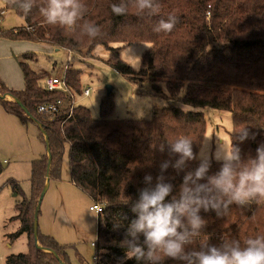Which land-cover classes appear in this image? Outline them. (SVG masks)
Wrapping results in <instances>:
<instances>
[{"label": "trees", "instance_id": "obj_1", "mask_svg": "<svg viewBox=\"0 0 264 264\" xmlns=\"http://www.w3.org/2000/svg\"><path fill=\"white\" fill-rule=\"evenodd\" d=\"M155 2L160 7L152 14L151 10L138 13L136 0H80L84 7L76 23L64 26L47 24V0H14V4L7 0L6 9L16 12L24 24L10 31L0 29V37L46 44L77 55H90L103 45L111 53L109 63L117 72L134 83L147 81L156 99L172 105L155 106L147 119L118 122L111 118L114 105L108 95L101 102L100 119H93L89 109L80 105L75 106L69 118V111L54 116L44 114L39 111L40 106L67 100L69 96L47 90L41 83L44 74L29 66L33 54L23 55L20 67L25 88L12 90L0 79V94L11 93L15 100L12 103L0 96V106L25 124H37L46 153L33 162L31 198L16 204L17 215L13 218L20 222V228L10 237L17 239L27 234L29 251L8 256L6 264H71L64 246L40 230L37 239L34 235L38 200L48 179L60 177L67 145L72 183L104 208L97 222L95 264H148L146 259H126L128 249L122 244L125 230L135 218L132 202L137 199L138 190L146 186L145 175L150 174L155 184L161 164L170 161L163 173L164 182L174 185L173 195L178 197L183 176L201 163L198 159L186 161L178 172L171 167L178 157L170 155L167 146L161 152L160 145L187 136L193 141L194 153H198L206 132L202 111L205 108L232 114L231 142L240 149L242 162L254 158L257 147L264 144V0ZM29 3L32 10L25 12L23 6ZM112 4L125 7L126 14L114 15ZM6 9L0 10V19ZM169 15L177 18L172 31H153L157 22ZM88 23L101 29L100 36L93 39L87 35L84 26ZM141 43H149L150 48L143 56L141 69L135 71L120 59V48L114 45ZM68 71L65 78L75 97V91L81 92L80 73L72 68ZM16 100L28 109V115ZM243 128L254 138L241 142L238 133ZM47 142L52 158L50 169ZM219 168V162L211 161L208 174ZM3 171L0 162V176ZM11 184L18 192L19 184ZM256 205L253 213L230 205L220 217L213 211L201 210L206 226L186 250L199 249L205 243L220 246L230 240H239L243 246L248 238L264 235V202ZM140 239L142 242L143 237ZM162 264L187 262L162 258Z\"/></svg>", "mask_w": 264, "mask_h": 264}, {"label": "rangeland", "instance_id": "obj_2", "mask_svg": "<svg viewBox=\"0 0 264 264\" xmlns=\"http://www.w3.org/2000/svg\"><path fill=\"white\" fill-rule=\"evenodd\" d=\"M6 4L7 0H0V10L6 9ZM0 24L2 30L10 31L21 27L24 21L16 12L6 9ZM114 46L120 48V59L135 71L141 69L143 56L150 48L149 43ZM28 53L33 54V59L28 61L30 68L44 74L42 84L47 77L64 76L66 66L69 67L68 70L72 68L80 73L79 89L82 93L75 91L76 105L89 109L93 119L101 118L100 106L108 96V86L112 87L110 98L114 105L111 118L118 122L147 119L155 106L172 105L156 99L150 93L148 82L146 88H143L145 81L134 83L117 72L109 63L111 53L103 45L97 46L90 55L72 53L68 64L71 52L30 41H12L1 36L0 79L8 88L24 90L20 60ZM86 89L90 90L89 96L83 94ZM0 96L15 102L11 93L2 92ZM202 111L206 118V132L198 153L210 161H217L216 156L231 152L233 117L228 111L212 108ZM40 135L37 124H25L0 106V162L4 169L0 176V264H6L10 255L29 251L27 234L17 239H11L10 236L20 228V222L13 219L17 215L16 204L23 198L30 199L32 195L33 162L46 153V145ZM12 181L19 184L18 192L14 190ZM45 188L38 218L41 234L64 246L71 264H95L94 244L97 242L99 215L90 209L94 201L84 191L72 185L68 145L62 157L60 177H51ZM98 203L103 206L101 202ZM255 205L254 202L243 208L253 213Z\"/></svg>", "mask_w": 264, "mask_h": 264}, {"label": "clouds", "instance_id": "obj_3", "mask_svg": "<svg viewBox=\"0 0 264 264\" xmlns=\"http://www.w3.org/2000/svg\"><path fill=\"white\" fill-rule=\"evenodd\" d=\"M11 2L14 4V0ZM23 7L25 12H30L33 5ZM83 7L80 0H47L44 19L49 25L72 26ZM136 7L138 13L151 10L155 14L160 5L155 0H136ZM111 10L116 16L126 14L125 7L118 4H112ZM176 23L177 18L169 15L167 19L161 18L153 31L171 32ZM84 30L93 39L101 34V29L93 23L85 24ZM238 135L241 142L254 138L246 128ZM192 145L187 136L160 145L161 152L167 146L169 154L178 157L171 164L178 172L186 161L199 158L201 163L183 176L178 197L173 195L174 185L164 182L163 173L170 161L161 164L155 184L150 174L145 175L146 186L138 190V197L132 202L135 218L129 222L122 241L128 249L126 259H146L148 264H162V258L187 264H264V235L248 238L243 246L239 240H230L220 246L205 243L199 249L186 250L206 226L201 210L213 211L220 217L230 205L243 208L253 202H264V144L257 147L256 156L246 163L241 161L240 149L232 146L230 153L216 156L220 168L212 175L208 174L211 161L194 153Z\"/></svg>", "mask_w": 264, "mask_h": 264}, {"label": "built area", "instance_id": "obj_4", "mask_svg": "<svg viewBox=\"0 0 264 264\" xmlns=\"http://www.w3.org/2000/svg\"><path fill=\"white\" fill-rule=\"evenodd\" d=\"M71 54L68 55V64L70 63ZM68 70V66L65 67V73ZM44 87L49 91H60L69 98L67 100H58L55 103L52 104H46L39 107V111L44 114H50L52 116L59 115L65 111H69L68 118L72 115L73 110L76 106L75 97L71 95L70 89L68 86V83L66 81L65 75L64 76H55V77H47L44 82ZM90 90L86 89L84 91V96H89ZM91 211H94L98 215H101L103 213V206L98 203L94 202V205L91 206Z\"/></svg>", "mask_w": 264, "mask_h": 264}, {"label": "water", "instance_id": "obj_5", "mask_svg": "<svg viewBox=\"0 0 264 264\" xmlns=\"http://www.w3.org/2000/svg\"><path fill=\"white\" fill-rule=\"evenodd\" d=\"M108 91H107V95H110L111 92H112V87L108 86L107 87ZM3 99H5L6 97L5 96H1ZM17 101V100H16ZM17 103L19 104V106L24 110V112L28 115L29 114V111L28 109L20 102V101H17ZM47 153H48V157H49V161H48V169H50L51 167V163H52V158H51V154H50V150H49V144L47 142ZM49 182V179L48 181ZM45 192H46V188L44 189V191L42 192L39 200H38V206L36 208V211H35V224H34V235H35V238L37 239L38 238V232H39V224H38V218H39V212H40V207H41V204H42V201H43V198H44V195H45Z\"/></svg>", "mask_w": 264, "mask_h": 264}, {"label": "crops", "instance_id": "obj_6", "mask_svg": "<svg viewBox=\"0 0 264 264\" xmlns=\"http://www.w3.org/2000/svg\"><path fill=\"white\" fill-rule=\"evenodd\" d=\"M3 15H4V13H3ZM1 21H2V20H1ZM23 21H24V20H23ZM0 25H1V24H0ZM22 25H23V24H22ZM22 25H21V26H22ZM0 29H1V27H0ZM146 82H147V81H145V82L142 84L143 88H146ZM72 185L76 186L74 183H72ZM90 208H91V207H90Z\"/></svg>", "mask_w": 264, "mask_h": 264}]
</instances>
